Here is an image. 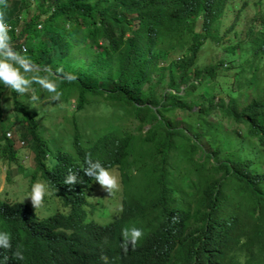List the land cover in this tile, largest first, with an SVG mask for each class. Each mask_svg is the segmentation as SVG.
Instances as JSON below:
<instances>
[{
	"label": "trees",
	"instance_id": "16d2710c",
	"mask_svg": "<svg viewBox=\"0 0 264 264\" xmlns=\"http://www.w3.org/2000/svg\"><path fill=\"white\" fill-rule=\"evenodd\" d=\"M133 1L41 0L36 13L27 10V0L12 6L13 14L18 11L12 22L20 27L18 36L12 33V46L38 67L30 76L50 71L60 92L59 101H51L54 105L46 108L31 103L28 92L21 95L0 86V164L32 167L28 174L31 183L41 179L48 185L45 204L52 212L46 221L25 228L19 224L28 215L29 206L0 199V228L43 238L30 253L35 259L42 260L54 251L50 241H69L58 228L74 220L94 187V180L82 170L87 166L86 156L106 167L117 166L123 174L128 172L125 166L139 163L171 178L170 184H177L180 192L174 188L152 190L150 203L154 207H177L186 217L199 221L218 223L219 214L225 213L228 222L242 228L264 225V208L255 215L253 212V203L263 190L247 195L232 192L238 184L231 181L235 175L225 169L229 165L252 179L262 178V173L256 166L247 169L249 160L243 157L245 148L240 143L228 140L208 124V110L216 104L209 101L199 118H192L193 113L185 116L180 121L188 127H181L175 117V109L185 105L180 97L167 91L160 95L157 86L152 94L143 89L145 72L131 53L123 50L128 27L119 18L121 10L126 11ZM3 10L0 6V13ZM57 69L71 72L74 79H63ZM244 86L239 95L246 97L245 109L264 108V90L259 92L264 83L252 81ZM30 87V95L35 94L38 100L50 94L38 84ZM232 99L240 104L238 98ZM73 103V109H63ZM222 104L220 112H230L225 100ZM56 112L72 115L63 114L57 122L59 119L50 115ZM145 125L150 126L144 129ZM252 131L251 139L264 148V119L260 128ZM77 169L81 181L71 186L64 183L68 171ZM127 205L129 210L137 207L136 203ZM107 251L116 264H139L119 245L111 244ZM219 251L227 254V245Z\"/></svg>",
	"mask_w": 264,
	"mask_h": 264
},
{
	"label": "clouds",
	"instance_id": "9594fccd",
	"mask_svg": "<svg viewBox=\"0 0 264 264\" xmlns=\"http://www.w3.org/2000/svg\"><path fill=\"white\" fill-rule=\"evenodd\" d=\"M19 1L0 0L4 6L0 13V86L22 95L35 83L55 99L60 92L54 74L30 76L36 68L31 57L10 42L13 32L20 34V27L12 22L18 12L13 14L12 6ZM40 3L27 0V10L36 13ZM119 18L128 27L123 50L131 53L145 72L143 89L152 94L157 86L160 95L163 91L174 93L185 103L175 109L178 121L192 113V118H199L209 101L216 104L208 110V124L228 140L240 143L245 148L243 157L249 160L247 169L256 166L262 173V178L252 179L229 165L225 169L235 175L231 181L238 184L232 192L247 195L262 189L253 203L254 215L263 210L264 148L250 136L253 127L260 128L264 108L247 111L246 97L239 93L249 82L264 83V0H134L126 11L121 10ZM42 28L43 24H38V29ZM208 48L214 50L211 55L206 54ZM57 73L65 80L74 79L71 72L57 69ZM262 90L259 87L260 93ZM232 98H238L240 104L232 103L236 102ZM223 100L230 106L226 114L220 112ZM29 101L34 104L38 97L32 94ZM217 116L224 119L219 121ZM183 123L181 127H188ZM84 165L83 173L94 180V187L74 220L58 228L69 241H50L54 251L38 260L30 253L43 238L0 228V264H116L107 251L111 244L119 245L139 264H264V225L242 228L228 222L225 213L219 214L218 223L199 221L186 217L177 207L152 206V190L180 189L170 184L171 178L144 164L125 166L128 172L124 174L119 167H106L89 156ZM1 166L8 168L5 178L9 187L0 199L9 198L30 208L19 225L31 228L52 217L45 204L48 185L41 179L31 183L28 174L33 168ZM11 168L30 177V182L23 180V188H18ZM78 170H69L63 182L69 186L80 182ZM129 202L137 207L129 210ZM222 245H227V254L220 253Z\"/></svg>",
	"mask_w": 264,
	"mask_h": 264
},
{
	"label": "rangeland",
	"instance_id": "374dc122",
	"mask_svg": "<svg viewBox=\"0 0 264 264\" xmlns=\"http://www.w3.org/2000/svg\"><path fill=\"white\" fill-rule=\"evenodd\" d=\"M219 35V32H215L214 35H213V38L216 39ZM213 48H208L207 51H206V54L207 55H211L213 53ZM35 67H37L35 65ZM38 68V67H37ZM232 84H229V87H232ZM32 92V87L29 88V91H28V96H30ZM9 96V99L12 101V96L11 94L9 93L8 94ZM59 97L53 99V94H44L42 97L39 98V100L37 102H35L38 105H44L46 108H50L52 105H54V103H52L51 101H54V100H57V102L59 101L58 100ZM75 100V99H74ZM74 102V101H73ZM60 103V102H59ZM58 103V104H59ZM11 105H12V102H11ZM58 106V105H57ZM100 106V105H99ZM69 108V109H73L74 108V103L71 104V105H67V106H64L63 109L65 108ZM63 114H67L68 116H71V112L69 113H52L50 115H52L53 119L54 120H58L57 122H61L62 121V115ZM180 126H184L185 124L184 123H181L179 124ZM67 126V125H66ZM69 127V126H68ZM148 128V125H146V129ZM8 168L7 166H1L0 168V197L1 198H4V195L3 193L6 191V187H9V185L7 184V182H9L8 180H6L5 178V174L7 172ZM12 172L11 174L13 175L14 174V179L13 181L16 183V185L18 186V188H23V183H21L23 180H27V182L29 183L30 182V177H27V176H24L22 175L17 168H11ZM115 173H117V170H114ZM16 186V187H17ZM14 186V189L16 188ZM14 192V190H13ZM14 195H17L16 193H14ZM11 196V195H10ZM18 196H20V194H18Z\"/></svg>",
	"mask_w": 264,
	"mask_h": 264
}]
</instances>
